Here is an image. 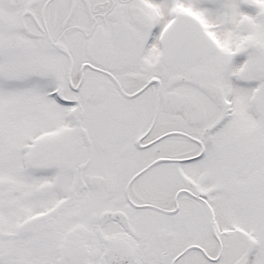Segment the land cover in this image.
<instances>
[{"label": "snow or ice", "instance_id": "6c2138e0", "mask_svg": "<svg viewBox=\"0 0 264 264\" xmlns=\"http://www.w3.org/2000/svg\"><path fill=\"white\" fill-rule=\"evenodd\" d=\"M0 264H264V0H0Z\"/></svg>", "mask_w": 264, "mask_h": 264}]
</instances>
